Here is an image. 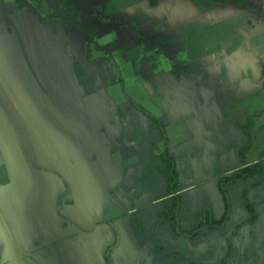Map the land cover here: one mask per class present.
I'll use <instances>...</instances> for the list:
<instances>
[{
  "label": "rangeland",
  "instance_id": "374dc122",
  "mask_svg": "<svg viewBox=\"0 0 264 264\" xmlns=\"http://www.w3.org/2000/svg\"><path fill=\"white\" fill-rule=\"evenodd\" d=\"M107 1L0 0V264L13 260L8 229L26 256L17 264H264V158L260 175L220 180L259 159L264 118L244 159L239 124L251 107L218 125L226 106L264 86V53L259 67L260 54L244 61L250 76L229 70L217 86L226 89L199 87L209 129L196 118L171 123L140 81L142 64L201 77L240 52H264V4L157 0L142 14L129 7L132 21L118 27L102 15ZM178 2L197 8L200 29H181L196 40L189 54L185 43L166 46ZM116 29L127 35L112 46Z\"/></svg>",
  "mask_w": 264,
  "mask_h": 264
},
{
  "label": "flooded vegetation",
  "instance_id": "af4514ba",
  "mask_svg": "<svg viewBox=\"0 0 264 264\" xmlns=\"http://www.w3.org/2000/svg\"><path fill=\"white\" fill-rule=\"evenodd\" d=\"M258 1L261 2V0H258ZM250 3H244L242 5H236L235 0H234V5L237 7H240V8H242L244 5H248ZM263 10H264V7H263ZM197 17H198L197 15L191 14L188 21L183 22L182 25H185L187 27V28L185 27L186 32H187L188 27H189L188 25L195 28L194 30H196V31H198L200 29V27L198 28V24H197V20H198ZM172 22L174 23L175 21L173 20ZM126 25L127 24H125L124 26H126ZM182 27L183 26H181V29H182ZM155 30H157V28ZM181 31L179 32L178 36L174 40L168 42L166 44V46L169 48L171 47L172 52H175V51L177 52V49L182 47V45L184 48V43H185L186 49H185V52L183 51V54H189V48L191 45H193L194 42L196 43V40H194L192 37H188L185 32H183V31L181 32ZM122 33L127 35V33H124V32H122ZM144 34H146V33L144 32ZM152 35H154L153 32H151V37H152ZM148 37L149 36L146 37L143 35L142 40H145ZM174 49H175V51H174ZM263 53H264L263 49L261 47H258L255 49L247 50L246 52L245 51L240 52L239 55H236V57H234V58L231 56V58H232L231 60H233L234 62L237 61L236 64H237L238 68L240 70L241 69L244 70L246 73L248 71L246 69L249 67L247 66V64L244 61L245 60L247 61V59L251 60L255 56V54H258V55L260 54L259 57L257 58L258 60H256L253 63L254 67H255V65H256V67H259L260 66L259 63L261 61L260 59L263 57V55H262ZM172 58H174V57H172ZM226 65H228L226 61L222 64H213L212 68H210V69L206 68V71L205 70L202 71L203 72L202 76H206L207 74H209L210 71H214L217 68H220V69L223 68V72H224L225 76H224V79L222 82H225L226 81ZM173 68H174V66H173ZM171 69H172V67L169 69L166 68V69L158 70V67L155 64L150 65V66L142 64V68H141L142 78H140L138 76V79L140 78V81L143 82V84H145L149 88V90L152 93V98H162V99L172 100L171 104H170V108L169 109L166 108L163 111L164 115L166 116V118L168 120L171 121V123L178 122V120H181L184 118H190V119L196 118L203 125H205L207 128L208 127L210 128L212 126V124L209 123V121H210L209 117L205 116L204 114H202V112H199L197 109L198 103H200V99H203V97L201 96L202 97L201 98L198 94L199 88L194 87L193 94L192 93L189 94L188 92L185 93L182 89L183 86L180 85V84H184L185 82L182 81L181 79H179L180 78L179 75L178 76L173 75L171 72ZM181 82H184V83H181ZM111 85H109L107 88L112 87ZM210 85H211V83H210ZM210 85H209V88L214 89V87L212 85L211 86ZM217 88H219V87H217ZM223 88L226 89V87L223 86L222 88L220 87L219 90H221ZM211 98H212L211 101L214 100V101L218 102V98L216 95H212ZM209 99H210V97H208V96L204 97L203 101L205 102V104L202 106L203 108H205V106L208 105ZM243 99H244V97L241 100H239V102H241ZM158 104H159V101H158ZM184 106H188V108H191V109L187 110L186 112H182V114L180 115V110ZM225 111H226V108H225L224 113H223L224 115H225ZM256 122H258V119L256 120ZM222 123H224V122H221V124H220L221 127L224 125ZM258 123L260 124V122H258Z\"/></svg>",
  "mask_w": 264,
  "mask_h": 264
},
{
  "label": "trees",
  "instance_id": "16d2710c",
  "mask_svg": "<svg viewBox=\"0 0 264 264\" xmlns=\"http://www.w3.org/2000/svg\"><path fill=\"white\" fill-rule=\"evenodd\" d=\"M153 1V0H152ZM253 0H235V4L236 5H242L244 3H250ZM262 3L264 4V0H261ZM17 4L19 2H16ZM153 4V2H151ZM65 5H68L67 2L65 1ZM228 65H226V80L227 78L229 79V75H228V71L236 68L237 71H239L240 69L237 66V61H233L231 59L226 61ZM203 73V72H202ZM173 75L176 76H180L179 79H181L184 82V84H180L183 89V91L186 93L188 92L189 94L192 93L194 91V87H204L207 89L209 88L210 83H208L207 81L211 78L212 82L211 85L213 87L218 86L219 83H222L223 79H224V72H223V68H217L214 71H210L209 74H207L206 76H195L194 75V71L192 72H187V73H177ZM246 75L250 76L251 74L247 71L245 73ZM243 74L237 72V76H239V78H241ZM205 79V80H204ZM222 79V80H221ZM201 80V81H200ZM204 80V83H203ZM202 82V83H201ZM207 82V84H206ZM210 82V81H209ZM210 85V86H211ZM227 85V84H226ZM222 88V87H221ZM209 103V101H208ZM233 105H237V107H232ZM190 106V105H189ZM231 107L226 106V111H225V115L223 116V122H225L226 120H230L232 119L233 116L229 115L226 116V114H228V112L232 111V110H243V108H238V107H245L247 106L248 108L251 107V113L245 115L243 112V120L244 123L243 124H239L240 126V132L242 133V135L244 136V143L242 145V147L240 148L241 150L239 151L240 156H242L244 159L245 157H247L246 152L250 150V145H251V141L252 138L254 137V135L251 134V130L254 126V124H256V120L259 118H264V86H260L257 90H253V92L250 94H247L244 96V99L239 102L237 101L236 103H233ZM191 108H188V106H184L181 110H180V115L182 114V112H186L187 110H190ZM221 124V123H220ZM219 124V125H220ZM224 124V123H222ZM262 126H264V124H262ZM259 159H248V161L246 163H244L240 168H236V169H228L226 170L223 174H221L222 176L220 177V180L225 181L227 184L230 185H236L237 183H239L240 181H245L249 178L258 176L261 174L262 170L260 167V164L258 163L260 159L264 158V150H262V152L260 153V157H258ZM226 173V174H225ZM230 173V175H228ZM225 174V175H224ZM224 202H225V209H226V198L224 197ZM246 207L249 208V204H245ZM225 212L227 213V209L225 210ZM228 216L226 214V217L222 218L219 222H216L215 225L217 226H221L224 221H227ZM254 220V219H253ZM252 221V220H251Z\"/></svg>",
  "mask_w": 264,
  "mask_h": 264
},
{
  "label": "crops",
  "instance_id": "0c3cea01",
  "mask_svg": "<svg viewBox=\"0 0 264 264\" xmlns=\"http://www.w3.org/2000/svg\"><path fill=\"white\" fill-rule=\"evenodd\" d=\"M104 4V3H103ZM158 1L155 0V3H151V0H138L136 2H134L133 4L131 5H128V4H125L124 0H109L106 2V6L105 8H103V12H102V15L103 17H106V13H108V15L111 16V21L119 27V26H124L125 24L129 23L132 21V19L129 17V15L127 14V9L130 7V9L133 10V12L138 13V14H142L141 13V10L147 5V6H150V7H157L158 6ZM240 8V7H239ZM197 11V8L189 3H186L185 5H183L182 3L178 2L177 4L175 3L174 6H172L171 8V13L169 15L168 19L170 18V21H175L174 23L172 22V27L167 28V26H165V31L166 32H175V35H170V33H165V40L166 41H171V40H174L180 31L178 30H181V26H183V22H186L188 21L189 17L192 15H197L196 13ZM138 16V15H137ZM164 18L162 19L161 23L159 24H162L164 22ZM165 23V22H164ZM155 24V23H154ZM155 25V28L151 29V31H146L147 33L145 34V36H151V32L152 30L156 29L158 27ZM166 25V24H165ZM160 26V25H159ZM154 27V26H153ZM117 31V35L115 33V30H114V33L112 34L113 37L111 38V41H113V45H115V42L118 40V39H124L125 35L126 34H123L121 31H119L118 29H116ZM113 32V31H111ZM167 34V36H166ZM181 34V33H180ZM115 36V37H114ZM115 40H114V39ZM169 41V42H170ZM142 68V65L141 67ZM113 85V84H112ZM111 85V86H112ZM153 100H157V103L159 101V105H160V108L162 109H166L167 107V100L166 99H162V98H152ZM111 158L113 161H116L115 163H117L118 161L120 162L121 161V158L119 156V152H115L114 154L112 153L111 154ZM126 215L129 214V211H125ZM109 214L111 215L112 218H117L119 212L118 210H110L109 211ZM10 249L11 251L12 250V247L10 246ZM13 253V260L10 261L9 263H6V264H17L19 263V261L21 260H24L26 257L25 254L23 253V250H22V247H21V250H20V255L18 256L17 254L14 253V251L12 252Z\"/></svg>",
  "mask_w": 264,
  "mask_h": 264
},
{
  "label": "water",
  "instance_id": "95a60500",
  "mask_svg": "<svg viewBox=\"0 0 264 264\" xmlns=\"http://www.w3.org/2000/svg\"><path fill=\"white\" fill-rule=\"evenodd\" d=\"M10 110V109H8ZM16 116V114H13ZM8 237H9V241H10V245L12 247V250L14 251L15 254H17L18 256L20 255V250H21V245L18 241V239L16 238V236L14 235V233L12 232L11 229H8Z\"/></svg>",
  "mask_w": 264,
  "mask_h": 264
}]
</instances>
